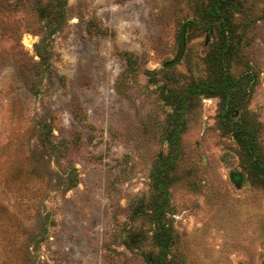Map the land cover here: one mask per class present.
I'll use <instances>...</instances> for the list:
<instances>
[{"label":"rangeland","instance_id":"rangeland-1","mask_svg":"<svg viewBox=\"0 0 264 264\" xmlns=\"http://www.w3.org/2000/svg\"><path fill=\"white\" fill-rule=\"evenodd\" d=\"M206 3L0 0V264H264V182L220 97L194 94L175 130L162 99L208 75ZM234 14L227 65L264 157V0ZM158 169L167 248L152 238Z\"/></svg>","mask_w":264,"mask_h":264},{"label":"trees","instance_id":"trees-1","mask_svg":"<svg viewBox=\"0 0 264 264\" xmlns=\"http://www.w3.org/2000/svg\"><path fill=\"white\" fill-rule=\"evenodd\" d=\"M238 2L239 0H207L205 7L199 12V22H205L208 24V28L211 25L215 27L214 42L218 48V51L214 52L212 61L208 64V75L194 86L180 92L176 91L175 94H172L174 89L166 92L162 90V99L172 107V111L168 115L172 119L175 130V127L179 125V119L182 117L186 102L191 100L194 94H201L204 97L218 95L221 99L219 119L222 127L225 131L230 132L240 144L244 154L250 160L251 166L264 182V157L257 143L258 122L250 116L246 107L241 103V98L248 94V89L241 76L233 78L227 65L231 44L236 37L234 11ZM54 13L56 15L63 14L62 3L54 9ZM193 22V20H188L184 24L188 26ZM235 109L239 110L237 117L232 114ZM168 141L173 144L175 140L168 137ZM163 183V176L158 169L152 178V189L156 196L153 198L154 203L150 204L152 208L150 216L152 222L161 227L152 235V238L159 246L167 248L170 233L161 221L159 213L163 204L157 202L161 194L166 191ZM158 262L162 264L160 259Z\"/></svg>","mask_w":264,"mask_h":264},{"label":"water","instance_id":"water-1","mask_svg":"<svg viewBox=\"0 0 264 264\" xmlns=\"http://www.w3.org/2000/svg\"><path fill=\"white\" fill-rule=\"evenodd\" d=\"M185 32H186V24H183L181 27V30H180V34H179L178 51H177L174 58H172L171 60L164 63L165 67H168L174 63H177L180 60V58L184 52V47H185Z\"/></svg>","mask_w":264,"mask_h":264}]
</instances>
